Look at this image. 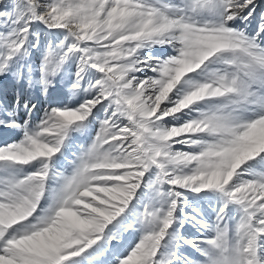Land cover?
<instances>
[{
	"label": "snow or ice",
	"instance_id": "6c2138e0",
	"mask_svg": "<svg viewBox=\"0 0 264 264\" xmlns=\"http://www.w3.org/2000/svg\"><path fill=\"white\" fill-rule=\"evenodd\" d=\"M0 264H264V0H0Z\"/></svg>",
	"mask_w": 264,
	"mask_h": 264
},
{
	"label": "bare ground",
	"instance_id": "6f19581e",
	"mask_svg": "<svg viewBox=\"0 0 264 264\" xmlns=\"http://www.w3.org/2000/svg\"><path fill=\"white\" fill-rule=\"evenodd\" d=\"M16 133H10V132H6V131H0V139H3V138H8V137H11V138H15L16 137Z\"/></svg>",
	"mask_w": 264,
	"mask_h": 264
},
{
	"label": "rangeland",
	"instance_id": "374dc122",
	"mask_svg": "<svg viewBox=\"0 0 264 264\" xmlns=\"http://www.w3.org/2000/svg\"><path fill=\"white\" fill-rule=\"evenodd\" d=\"M7 138V137H6ZM9 139H11V137H8Z\"/></svg>",
	"mask_w": 264,
	"mask_h": 264
}]
</instances>
